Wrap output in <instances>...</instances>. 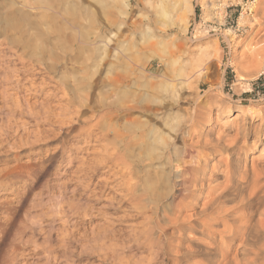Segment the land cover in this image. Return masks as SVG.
<instances>
[{
    "label": "bare ground",
    "instance_id": "bare-ground-1",
    "mask_svg": "<svg viewBox=\"0 0 264 264\" xmlns=\"http://www.w3.org/2000/svg\"><path fill=\"white\" fill-rule=\"evenodd\" d=\"M93 2L107 26L124 14L118 0ZM16 4L0 15V192L13 195L0 200V237L22 225L37 178L67 166L70 176L56 174L76 180L72 192L95 196L116 176L124 190L117 200L127 198L137 214L151 205L170 264H264V172L247 156V148L264 151V120L246 121V107L223 122L232 108L215 95L187 117L171 59L157 57L165 66L158 75L148 70L144 51L156 42L115 43L94 29L98 11L83 0Z\"/></svg>",
    "mask_w": 264,
    "mask_h": 264
},
{
    "label": "rangeland",
    "instance_id": "rangeland-1",
    "mask_svg": "<svg viewBox=\"0 0 264 264\" xmlns=\"http://www.w3.org/2000/svg\"><path fill=\"white\" fill-rule=\"evenodd\" d=\"M83 1L98 11L93 0ZM118 1L124 14L107 26L98 11L94 29H107L115 43L134 37L153 39L154 48L144 51L150 57L148 70L158 75L165 66L157 57L171 59L175 82L182 86L181 96L186 98L181 105L186 108L187 117L194 103L199 100L208 105L209 96L215 95L232 108L233 114L223 118V122L246 107L251 108L243 116L246 121L259 124L264 120V89L258 86L263 76L264 51L258 65L251 63L252 51L264 40V0L233 4H225L224 0ZM16 2L19 0H0V15L13 10ZM251 3L254 6L249 9ZM31 11L32 17H37L39 12ZM118 48L120 53L127 52L122 46ZM236 129L231 125L229 134H235ZM253 138H247V144ZM49 145L55 148L59 143ZM4 149L0 147V151ZM260 153L262 156L256 158ZM247 156L250 164H261L258 168L264 172V151L259 146L247 148ZM222 167L226 169L225 160ZM64 169L67 171L62 178L70 176L74 167L62 166L57 171ZM57 171L51 168L37 178L34 194L26 202L29 212L20 214L25 222L20 227L16 225V231L12 228L1 235L2 261L13 253L7 264H170L164 256L168 247L159 229L161 217L153 214L151 205L137 214L127 198L117 200V193H124L118 177L110 179L111 187L89 196L72 192L76 180L67 178L60 182ZM9 197H13L12 193L0 192V200ZM168 229L167 235L171 232ZM194 260L205 259L196 256Z\"/></svg>",
    "mask_w": 264,
    "mask_h": 264
},
{
    "label": "trees",
    "instance_id": "trees-1",
    "mask_svg": "<svg viewBox=\"0 0 264 264\" xmlns=\"http://www.w3.org/2000/svg\"><path fill=\"white\" fill-rule=\"evenodd\" d=\"M258 86H261L260 88L264 89V75L261 77V79L258 82ZM264 92V91H263Z\"/></svg>",
    "mask_w": 264,
    "mask_h": 264
},
{
    "label": "built area",
    "instance_id": "built-area-1",
    "mask_svg": "<svg viewBox=\"0 0 264 264\" xmlns=\"http://www.w3.org/2000/svg\"><path fill=\"white\" fill-rule=\"evenodd\" d=\"M261 75H264V64H263V70H262V74Z\"/></svg>",
    "mask_w": 264,
    "mask_h": 264
}]
</instances>
